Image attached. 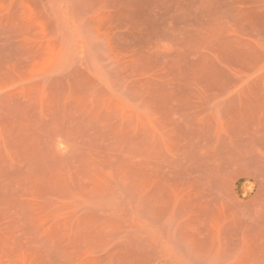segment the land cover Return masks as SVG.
I'll use <instances>...</instances> for the list:
<instances>
[{"label":"rangeland","instance_id":"obj_1","mask_svg":"<svg viewBox=\"0 0 264 264\" xmlns=\"http://www.w3.org/2000/svg\"><path fill=\"white\" fill-rule=\"evenodd\" d=\"M0 264H264V0H0Z\"/></svg>","mask_w":264,"mask_h":264}]
</instances>
